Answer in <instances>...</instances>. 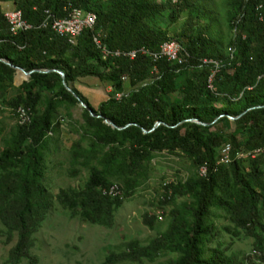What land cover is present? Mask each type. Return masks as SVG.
<instances>
[{
  "label": "trees",
  "instance_id": "trees-1",
  "mask_svg": "<svg viewBox=\"0 0 264 264\" xmlns=\"http://www.w3.org/2000/svg\"><path fill=\"white\" fill-rule=\"evenodd\" d=\"M10 1L12 10L21 11L32 29L14 35L0 7V89L15 73L9 64L32 73L30 82L20 87L23 92L8 103L14 110H28L31 121L15 124L0 151V223L6 241L15 238L6 264L37 263L30 254L32 236L52 205L42 184L40 151L53 130L55 108L77 103L63 87L60 75L44 73L46 70L61 71L67 86L100 116H90L85 109L84 131L95 145L107 148L95 154L76 145L79 149L75 148L74 159L85 161L89 176L82 189L57 193L63 209L90 224L110 226L122 199L104 190L116 186L124 198L130 197L144 175V162L155 152H180L196 169H206L204 176L195 174L164 186L162 204L171 206L164 232L146 246L127 242L124 250L108 255L102 264L153 262L163 254L174 255L167 264H264V0L228 2L225 22L231 38L226 54L219 51L208 28L197 22L206 17L204 0L0 3ZM70 8L92 12L96 18L93 28L84 30L74 44L48 26L53 19L65 18ZM184 11V25L169 36L158 19L167 13L175 23ZM45 21L48 24L42 27ZM167 41L184 46L189 54L186 64L165 59L153 62L140 52L134 59L124 55L104 58L101 50L127 53L144 48L154 52ZM85 77L97 78L110 87L111 95L97 110L74 87L75 81ZM182 79L184 83L178 84ZM33 85L57 90L41 113L37 110L40 95L31 91ZM117 94L121 95L118 99ZM225 124H231L232 129H225ZM225 143L233 153L257 154L254 159H244L248 161L246 169L236 157L228 164H217V151ZM113 181L119 186L112 185ZM180 198L183 200L178 202ZM218 210L233 225L235 236L242 233L253 238L254 259L247 257L241 262L208 248L215 239V227L207 221ZM155 219L146 215L143 223L152 228Z\"/></svg>",
  "mask_w": 264,
  "mask_h": 264
},
{
  "label": "rangeland",
  "instance_id": "rangeland-1",
  "mask_svg": "<svg viewBox=\"0 0 264 264\" xmlns=\"http://www.w3.org/2000/svg\"><path fill=\"white\" fill-rule=\"evenodd\" d=\"M229 1L231 0H204L206 9L202 11L206 17L197 20L201 26L208 28L214 43L223 54L228 53L231 38L225 22ZM0 7L2 11L12 10L13 4L11 1L3 2L0 3ZM186 19L187 11H184L175 23H171L165 13L158 22L163 29H167V34L172 36L182 28ZM183 80L178 84L182 85ZM27 82H30V76L14 73L12 80L5 82L0 89V151L15 124L18 125L14 109L8 103L23 92L20 87ZM74 87L94 110L111 95L109 85L94 77L80 78L75 81ZM31 91L40 95L37 105L39 113L44 111L57 92L56 88L53 91L42 90L37 85H33ZM84 110L78 102L58 105L53 112V130L41 147L42 184L52 197V205L39 229L32 236L30 254L37 258L36 264H102L108 255L124 250L129 241H137L141 246H146L153 238L164 232L170 222L168 213L171 206L162 204L164 186L183 182L190 176L200 174V168L196 169L183 153L166 151L152 153L151 158L144 162V175L130 197L124 198L120 188L119 190L116 186L113 188L116 197L119 196L122 202L113 213L110 226L90 224L81 220L78 215L63 209L58 204L56 195L62 189L80 190L88 179L89 170L85 161L74 159L75 148L79 147L81 151L89 153L94 151L95 154L107 149L95 145L90 134L84 131ZM224 126L227 130L232 129L231 124ZM244 155L245 153L242 157L241 151L233 153L237 160H243L241 166L246 169L248 161L244 159L254 157ZM92 164H95V161H92ZM112 183L119 186L117 181ZM181 200L183 198L177 201ZM146 215L156 218L152 228L143 223V217ZM207 223H212L215 227V239L208 244L209 249H218L225 256H233L241 262L247 257L255 258L253 238L242 233L235 236L233 225L228 222L224 212L213 211ZM14 243L15 238L10 242L6 241V230L0 223V264H6L9 250ZM173 257L174 255L163 254L153 262L143 260L139 263L120 264H167ZM20 264L28 263L23 260Z\"/></svg>",
  "mask_w": 264,
  "mask_h": 264
},
{
  "label": "built area",
  "instance_id": "built-area-1",
  "mask_svg": "<svg viewBox=\"0 0 264 264\" xmlns=\"http://www.w3.org/2000/svg\"><path fill=\"white\" fill-rule=\"evenodd\" d=\"M3 17L5 18L9 29L14 30V35L19 32H24L27 30L32 29V26L29 25L22 16L21 11H14V10H4L2 11ZM96 18H87L84 14H79V9L77 8H70L67 16L65 18L53 19L51 23L48 25L51 31L56 34L58 37L67 39L69 44H74L75 39L87 29H92L95 25ZM48 22H44L42 27L47 26ZM95 43L99 47V41L95 38ZM102 54L105 57L113 56L119 57L120 55H124L129 57L130 59H134L137 52L141 54H145L151 58L153 62H157L160 59H165L169 62L175 63L177 65H184L188 62L189 54L185 50L184 46L179 47H164V49H158L154 52H149L148 50L141 48L138 51L133 50L127 53H121L120 51L110 52L105 48H101ZM203 63H206V60H203ZM155 71V69L153 70ZM210 81V80H209ZM211 88V86H209ZM120 94H117L115 98H120ZM19 107V106H18ZM220 159H232L233 152L231 149L230 144L225 143L220 147L218 155ZM243 156V152H242ZM204 167V166H202ZM114 190H104V193H113Z\"/></svg>",
  "mask_w": 264,
  "mask_h": 264
},
{
  "label": "bare ground",
  "instance_id": "bare-ground-1",
  "mask_svg": "<svg viewBox=\"0 0 264 264\" xmlns=\"http://www.w3.org/2000/svg\"><path fill=\"white\" fill-rule=\"evenodd\" d=\"M79 14H84L85 17L87 18H95V15L92 13V12H84L82 10H79ZM13 33H14V30L12 29ZM95 41V39H94ZM179 43L176 42V41H167L166 43H164L160 49H164V47H179ZM15 112V115L17 116V119H18V124L19 125H25V124H29V122L31 121V113L22 108V107H19L17 109L14 110ZM256 151L254 152H251V153H248L244 156H249V157H254L256 155ZM243 157V156H242ZM230 159L229 160H226V159H220V156H219V159L217 160V164H227L229 163ZM216 164V165H217ZM206 173V169L205 168H200V176H204Z\"/></svg>",
  "mask_w": 264,
  "mask_h": 264
},
{
  "label": "water",
  "instance_id": "water-1",
  "mask_svg": "<svg viewBox=\"0 0 264 264\" xmlns=\"http://www.w3.org/2000/svg\"><path fill=\"white\" fill-rule=\"evenodd\" d=\"M9 66L10 67H12L14 70H15V73L16 74H20V75H23V76H26V77H29L30 76V74L32 73V72H25L22 68H20V67H13L12 65H10L9 64ZM50 72H55V73H57V74H59L60 75V77H61V80H62V85H63V87L65 88V90L66 91H68L69 93H71L72 94V96L76 99V101L81 105V106H83L84 107V109H87L88 110V112H89V114H90V116H95V117H97V118H100V116L99 115H94L92 112H91V110L90 109H88L87 108V106L83 103V101L72 91V89L70 88V87H68L67 86V84L65 83V81H64V74L61 72V71H59V70H46V71H44V73H50ZM230 120H233V118L232 117H228ZM104 123L106 124V125H108V126H110L111 128H116L111 122H109L108 120H104ZM157 125H159V123H157L156 124V126ZM143 132L145 133V131L143 130Z\"/></svg>",
  "mask_w": 264,
  "mask_h": 264
}]
</instances>
